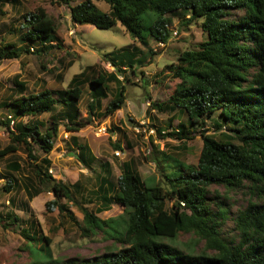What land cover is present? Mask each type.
Segmentation results:
<instances>
[{
  "label": "trees",
  "instance_id": "16d2710c",
  "mask_svg": "<svg viewBox=\"0 0 264 264\" xmlns=\"http://www.w3.org/2000/svg\"><path fill=\"white\" fill-rule=\"evenodd\" d=\"M63 1L69 5L73 23L100 29L121 24L133 42L144 46L149 45V39L167 45L172 36L174 13L189 16L188 23L203 20L207 39L197 48L183 51L178 63L167 66L168 73L179 80L169 99L164 102L149 99L152 108L180 109L187 116L192 131L183 124L174 130L170 121L168 128L172 130L168 136L185 143L199 132L203 146L196 165H186L172 155H163L159 162H165V184L153 179L149 183L128 162L123 163V172L114 182L110 163L104 162L97 171L93 167L97 158L90 145L74 138L76 158L96 174L99 185L92 194L102 201L99 212L119 203L125 214L123 223L113 225V219L103 220L83 208L85 231L90 235L104 231L117 241L118 248L89 259L60 260L51 252L43 255L34 245V259L27 264H264V0H81L75 5L71 4L72 0ZM8 3L18 4L19 0H0V16L6 14L3 8ZM98 3L106 4L108 10L101 9ZM23 19L8 31L12 36L19 35L21 45L0 44V66L5 59L30 54L34 45H37L36 54L62 47L56 23L44 7H37ZM149 52L154 54L152 50ZM139 55L144 56L143 51L134 44L117 54L107 53L104 59L116 66L117 72L96 71L90 78L94 67L88 66L72 78L67 89L27 93L26 84L16 80V88L0 103V107L11 111L0 121L10 134L9 143L0 148V159L24 146L28 157L35 162L38 158L34 144L40 145L45 156L40 163H33L36 175L56 197L47 203L48 209L58 207L61 213L66 212L77 221L58 199H71L81 185L79 182L65 184L49 173L52 166L49 155L59 133L60 119L67 121L65 130L79 132L93 119L112 117L123 109L127 88L119 76L126 74L128 68L136 74L135 65L142 63ZM141 74L145 76L144 72ZM123 80L130 81L128 77ZM114 82L117 88L111 95L110 83ZM143 82L148 84L145 79ZM87 84L90 86L87 91L89 118L82 121L79 104ZM110 96L104 107V100ZM218 111L214 122L219 135L208 134L206 126ZM48 113L53 119H59L43 132L44 122L38 117ZM12 122L14 127L10 129ZM227 126L231 134L222 131ZM153 130L160 135L167 133L160 127ZM115 146L121 148L119 143ZM154 162L157 167L162 166ZM9 168L19 171L20 164L15 161ZM8 178L4 188L10 192L17 186V179L13 174ZM214 185L231 191L244 188L251 191L254 199L235 217L238 238L229 239L222 233L221 221L230 209L210 195ZM168 201L172 202L170 208H166ZM0 219L4 226L19 220L16 215H0ZM23 231L29 240L36 242L39 233L35 231L32 236L27 229ZM180 233H193L204 240L205 251L196 253L174 244Z\"/></svg>",
  "mask_w": 264,
  "mask_h": 264
},
{
  "label": "rangeland",
  "instance_id": "374dc122",
  "mask_svg": "<svg viewBox=\"0 0 264 264\" xmlns=\"http://www.w3.org/2000/svg\"><path fill=\"white\" fill-rule=\"evenodd\" d=\"M80 1L72 0L71 4L75 5ZM39 6L44 7L48 15L54 19L62 47L55 48L49 53L36 54L37 45H34L30 54L24 53L20 58L5 59L0 66V103L16 88V80L26 84L27 93L44 89L62 90L67 89L72 78L88 66L94 67L89 73L90 78L96 71L104 74L117 72L116 66L104 59L107 53L114 55L134 44L142 49L144 56L139 55L142 63L135 65L136 74L128 68L126 74L119 76L127 88V103L123 109L112 117L93 119L91 124L79 132L65 130L67 121L60 119L59 133L55 139L54 149L49 155L52 160L49 173L65 184L79 182L81 185L80 190L75 191L71 199L64 197L58 199L60 204L65 205L73 213L76 222L68 213H61L58 207L51 210L47 207V203L54 201L56 197L49 191L48 185L40 183L36 175L33 163H40L45 156L39 144H34V154L38 158L35 162L28 157L24 146L16 153L0 159V215H16L19 219L15 224L10 222L9 226H4L0 219V264L29 263L34 259L32 252L34 245L43 252V255L51 252L53 257L60 260L89 259L101 256L115 247L118 248L117 241L104 231H99L96 235H90L85 231L83 208L96 213L103 220L113 219L111 223L113 225L123 223L125 214L124 207L119 203H113L110 210L99 212L102 201L92 194L99 185L96 174L86 169L76 158L74 138L79 143L90 145L97 158L93 163L97 171H100L104 162L110 163L111 178L114 182H117L123 172V163L128 162L149 183H152L153 179L165 184L163 174L165 162H159L163 155H172L186 165H196L203 146L199 132L185 143L177 137L168 136L172 130V127L168 128L170 121L174 130L183 124L192 131L187 116L180 109L160 111L150 105L151 101H167L179 82L168 73L167 66L178 63L179 55L183 51L195 49L207 39V32L202 27L203 20L188 23L186 20L189 16L183 17L180 12L174 13L171 15L172 36L167 45L163 46L149 39V45L144 46L139 42H133L121 24L110 29H100L94 25L73 23L69 5L63 0H19L18 4L8 3L3 8L6 14L0 16V44L10 42L20 46L19 35L8 34L9 28L13 24H20L24 21L25 14ZM98 6L108 10L104 3H98ZM149 50L154 54L150 55ZM141 72H144L145 76ZM123 77H128L130 81L125 82ZM143 79L147 80L148 84L147 82L144 84ZM83 88L85 93L79 104V119L85 121L89 118L87 104L90 102V95L87 91L90 86L87 84ZM116 88L115 82L110 83L111 95ZM110 99L111 96L104 100V107ZM9 114H11L9 109L0 107V121ZM218 115L219 111L209 120L206 126L208 134L219 135L214 122ZM58 119H53L51 113L38 117V120L44 122L41 130L46 131ZM12 125L11 123L10 129L14 127ZM157 127L167 133L160 135ZM135 129H140L141 133ZM151 129H155V133L150 134ZM8 130L0 125V148L10 141ZM222 131L232 133L229 126L222 128ZM118 143L121 148L115 146ZM117 151H120L119 155ZM15 161L20 164L19 171L9 168ZM154 161L162 166L157 167ZM9 174H13L17 179V186L10 192L4 188ZM37 190L40 191L39 194L36 193ZM210 195L219 198L223 202V207L230 209L225 220L221 221L223 235L229 239L238 238L235 217L239 210L248 205V201L254 199L251 191L247 188L231 191L224 186L214 185L210 188ZM171 205L172 202L168 201L166 208H170ZM212 207L214 211L218 210L215 205ZM119 228L123 230L122 227ZM23 229H27L32 236L35 231L39 233L35 243L27 238ZM45 237L49 239V243ZM173 243L196 253L203 252L206 248L205 241L193 233H180ZM208 252L212 253L211 250Z\"/></svg>",
  "mask_w": 264,
  "mask_h": 264
},
{
  "label": "built area",
  "instance_id": "2783aa9c",
  "mask_svg": "<svg viewBox=\"0 0 264 264\" xmlns=\"http://www.w3.org/2000/svg\"><path fill=\"white\" fill-rule=\"evenodd\" d=\"M32 50H33V49H32ZM12 124L14 125V122H12ZM13 125H12V126H13ZM12 129H13V127H12ZM135 130H136V132L141 133L140 129H135ZM154 132H155V131H154L153 129L150 130V134H153ZM117 154L119 155L120 152L117 151Z\"/></svg>",
  "mask_w": 264,
  "mask_h": 264
},
{
  "label": "clouds",
  "instance_id": "9594fccd",
  "mask_svg": "<svg viewBox=\"0 0 264 264\" xmlns=\"http://www.w3.org/2000/svg\"><path fill=\"white\" fill-rule=\"evenodd\" d=\"M160 45H163L164 46V44L163 43H159ZM155 133V132H154ZM120 152V151H119Z\"/></svg>",
  "mask_w": 264,
  "mask_h": 264
}]
</instances>
